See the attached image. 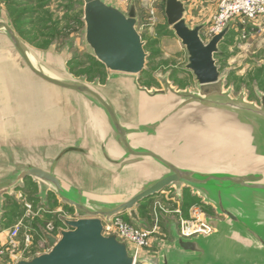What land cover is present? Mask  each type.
Masks as SVG:
<instances>
[{"label":"water","instance_id":"water-1","mask_svg":"<svg viewBox=\"0 0 264 264\" xmlns=\"http://www.w3.org/2000/svg\"><path fill=\"white\" fill-rule=\"evenodd\" d=\"M83 1L86 43L107 67L116 97L52 64L0 17V33L28 74L68 96L58 135L45 134L27 148L13 138H36L31 130L0 136V209L3 195L32 177L43 200L51 191L75 210L60 237L45 233L48 252L18 264H264V92L257 106L245 91L237 98L225 91L215 54L229 29L205 42L204 26L187 24L184 2L166 0L168 24L187 47L199 89L176 90L163 77V89L149 90L137 76L147 52L136 2L125 12L109 0ZM19 127L18 120L11 123ZM17 150L36 154L13 162ZM170 186L179 197L191 187L225 219L209 218L213 233L187 239L173 224L172 248L140 259L116 235L103 234V221L117 215L129 213L140 223V201Z\"/></svg>","mask_w":264,"mask_h":264},{"label":"rangeland","instance_id":"rangeland-1","mask_svg":"<svg viewBox=\"0 0 264 264\" xmlns=\"http://www.w3.org/2000/svg\"><path fill=\"white\" fill-rule=\"evenodd\" d=\"M109 1L125 12H128L130 8L117 0ZM133 1L136 2L137 17H139L137 29L147 52L146 67L137 74L140 85L149 90L163 89L161 79L165 77L170 80L176 90L198 91V79L188 68L190 61L187 47L168 24L164 11L167 1L131 0V3ZM212 7L216 8V6ZM84 10L83 0H0V15L14 27L17 35L26 45L40 51L55 66H61L73 76L93 83L105 91L111 88L108 84L109 71L97 60L93 50L86 43ZM151 10L154 12L150 14ZM228 29L225 39L219 44V52L215 54L221 75L226 76L224 89L225 91L230 89L234 98L245 91L248 101L261 106L258 93L264 92V16L255 24L246 25L249 31L247 38L241 39L243 32L236 23L230 25ZM0 48L10 50L12 58L9 57L8 52L7 59L13 63L17 62L15 66L7 63L9 70L6 73L9 82L16 84L14 80L20 82L19 88H13L15 93L16 90H21L32 95L26 87L29 85L27 80L31 79L40 83L35 87L31 86L35 90L40 89L43 92L44 89L48 91L47 93L54 90L57 96L68 98L65 90L28 74L24 61L20 60L19 53L13 50L12 42L4 34H0ZM34 139L32 136H17L13 138V143L15 140L19 141L24 148H27L26 142L29 143L28 146L35 145L32 143ZM13 145L15 150L16 144ZM23 154L30 156L35 155L36 152L20 153L17 150L11 154L13 162L22 161L20 158L24 156ZM192 190L191 187L185 186L181 191L184 200L182 213L185 216L189 214L193 203H201V199L192 195ZM40 192L38 183H35L32 178H27L10 194L2 197L0 248H6L7 257L11 259L12 256L15 262L19 257L31 259L38 253L46 251L44 233L48 224L52 222L59 227L62 217H72L69 206L60 204L54 194H47V199L42 200ZM176 192V186H170L140 201L137 206L139 217L143 220L140 224L142 227L153 229L156 216L159 217L158 227L151 238V245L144 250L146 255L157 256L163 249L172 246L174 233L170 230V223L174 217L170 212L177 207L171 205L172 201L168 198L177 195ZM203 209L209 215L218 216L212 206L204 204ZM18 223L22 225L18 234L19 246L14 253L9 250L10 240L6 234ZM26 235L32 236V243L28 250L23 251ZM144 252L138 259L144 257Z\"/></svg>","mask_w":264,"mask_h":264},{"label":"crops","instance_id":"crops-1","mask_svg":"<svg viewBox=\"0 0 264 264\" xmlns=\"http://www.w3.org/2000/svg\"><path fill=\"white\" fill-rule=\"evenodd\" d=\"M182 1L185 4L184 16H185L187 24L191 28L196 27V25H203L204 28L202 29V33H205L207 31L206 29L208 28V26L211 22L213 14L215 13V11L217 10V8L220 4V0H216L215 2L213 0H182ZM132 3H131V5H132ZM131 5H129L128 8ZM212 6H216V8H213ZM164 11H165V9H164ZM0 17L5 19L1 15H0ZM257 21H259V20H257ZM0 34H2V33H0ZM8 52H9V57L12 58V56L10 54L11 53L10 50L0 48V136H11L14 133L24 135V133L28 134V131L31 130L32 132H34L36 134L35 142L37 144H41L40 142H43V139H44L43 135L53 134V133H56L58 135V133L60 132L57 129V125L59 124L60 116L62 113L61 112V104L63 103L62 100H64V99H63V97L61 98L60 96H57V94L54 90L51 93L50 92L47 93L48 91L44 90V89H43L44 93L41 92L40 89L35 90L31 86L35 87V86L39 85L40 83L38 84V82H35V80H31V79L27 80V82H28L27 84H29L30 86L28 85L26 87H28L27 91L29 90L32 95H29L30 93H27V92L24 93V91L21 92L20 89H19L20 91L16 90V93H15L13 88H15V87L19 88L20 82L17 80H14L17 82V84L14 82L16 85H14V83L12 81L9 82L8 75L6 73H8V70H9L8 64H10V66H15L17 64V62L13 63L11 60L7 59V53ZM22 86L25 87L24 85H22ZM105 91L108 92L113 97L117 96L114 92L113 86H111L110 89L105 90ZM59 105H60V107H59ZM31 110H33V111H31ZM14 120H18V124L20 125V127H19L20 129H14L13 128L14 129L13 130L11 128V123L14 122ZM75 159H77V158H75ZM32 179L35 183H38V185H39V182H37L34 178H32ZM39 188H40V185H39ZM50 193L54 194L51 191L47 192V194H50ZM176 194H177V192H176ZM54 195L56 196V194H54ZM192 195L201 199L200 202L202 201L205 205H209L208 203L205 202V200H203V198H200L198 194L194 193L193 190H192ZM176 196H177L178 201L177 202L172 201L171 205H176V207H177L176 210L180 209V211L182 213V211H183L182 210V208H183L182 203L184 201L182 192H181L180 197L178 196V194ZM40 197H41V192H40ZM56 198L58 199L60 204H64L58 198V196H56ZM41 199L43 200L42 197H41ZM45 199H47V196ZM2 201H3V199H2ZM1 204H2V202H1ZM64 205H66V204H64ZM180 206H181V208H180ZM209 206H212V205H209ZM69 210H70L69 213H70V215H72V217H67V219L68 218H75V210L71 209L70 206H69ZM176 210H174V211L172 210L170 212V214H172V216L174 217L170 223V230L171 231H172V225L173 224H175L176 231H177V227H178L179 214H178V212H176ZM1 212H2V206L0 209V218H1ZM137 212H138V208H137ZM126 214L129 215V213H124V216ZM128 215H126V216L129 217V219L131 221H133L134 219L132 217H130V215L129 216ZM182 215L185 216L184 213H182ZM138 216H139V213H138ZM62 218H66V217L64 216ZM209 218H213V219L219 218L221 220L225 219L222 216L219 217V215L218 216L210 215ZM133 222L136 223L137 225H140V224H142L143 220L141 218L140 223L136 222L135 220ZM7 234H8V232H7ZM44 235H45V233H44ZM45 238H46V235H45ZM45 242H46V244H44V246L46 247L47 250L40 252L38 254L48 252L49 247H48L47 241H45ZM173 243H174V239L172 241V246H173ZM172 246H170L169 248H172ZM144 254H143L144 257L148 256V254L146 255V251L144 252Z\"/></svg>","mask_w":264,"mask_h":264},{"label":"built area","instance_id":"built-area-1","mask_svg":"<svg viewBox=\"0 0 264 264\" xmlns=\"http://www.w3.org/2000/svg\"><path fill=\"white\" fill-rule=\"evenodd\" d=\"M122 5L129 6L131 0H117ZM154 11L151 10L150 14ZM264 16V0H222L213 14L211 22L206 29L205 33H201V37L205 42H208L216 34L221 33L224 29L229 28L233 23H237L242 29V38H247L249 31L246 29V25L249 23H256L261 17ZM205 35V36H204ZM170 201L177 202V196L173 195L168 198ZM163 210L164 208L160 206ZM204 203L194 204L189 209V214L183 216L180 209L176 210L179 214L178 228L179 235L185 239L196 237L199 235H208L214 232L213 227L209 224V214L205 212ZM45 211V210H43ZM46 213V212H45ZM156 224L153 229L144 228L141 225H137L130 219L124 217V215H117L111 217L109 220L103 221V234L110 236L116 235L119 240L127 244L130 254L134 258L138 259L144 250L151 245L152 235L155 233L158 227L159 217L156 216ZM74 219V218H68ZM61 225L56 227L52 222L48 224L45 233H51L60 237V232L63 228H66V218L61 219ZM22 223H18L7 234L9 237V250L16 253L18 249V234L20 232ZM25 245L23 251L30 248L32 243V236L26 235ZM6 248H0V264H18L20 257L13 260L12 256L9 259L7 257Z\"/></svg>","mask_w":264,"mask_h":264},{"label":"trees","instance_id":"trees-1","mask_svg":"<svg viewBox=\"0 0 264 264\" xmlns=\"http://www.w3.org/2000/svg\"><path fill=\"white\" fill-rule=\"evenodd\" d=\"M125 217H127V216L125 215ZM127 218H129V217H127Z\"/></svg>","mask_w":264,"mask_h":264}]
</instances>
